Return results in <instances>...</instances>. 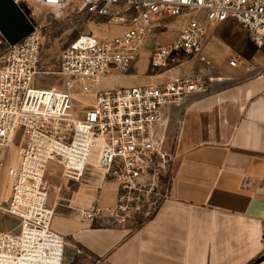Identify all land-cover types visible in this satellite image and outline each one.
<instances>
[{"label":"built area","instance_id":"obj_1","mask_svg":"<svg viewBox=\"0 0 264 264\" xmlns=\"http://www.w3.org/2000/svg\"><path fill=\"white\" fill-rule=\"evenodd\" d=\"M13 1L22 9L26 0ZM72 5L118 32L108 37L82 33L62 50L56 74L64 89L33 85L42 32L30 20L32 14L27 15L31 33L12 45L0 38V177L8 185L0 210L18 220L16 231L0 230V264H62L66 241L51 228L53 210L47 204L53 188L48 177L55 176V166L60 178L78 180L92 163L119 184L121 195L140 191L169 172L172 158L163 146L162 109L206 92L208 82L174 77L100 88L107 75L126 74L156 32L179 27L175 39L155 42L150 59L156 66L179 55L192 59L208 26L226 20L243 27L256 47L264 45V0H37L55 18ZM74 88L95 96L81 115L72 108ZM16 135L20 142L14 154ZM92 216V211L82 214ZM253 264H264V253Z\"/></svg>","mask_w":264,"mask_h":264},{"label":"crops","instance_id":"obj_2","mask_svg":"<svg viewBox=\"0 0 264 264\" xmlns=\"http://www.w3.org/2000/svg\"><path fill=\"white\" fill-rule=\"evenodd\" d=\"M39 8L37 0L22 4L26 15ZM165 68L150 83L201 77L209 86L162 109L172 158L166 194L134 229L98 222L119 184L92 163L78 180L60 178L55 166L47 204L51 228L66 241L62 264H250L264 253V45L226 20L208 26L192 59L171 57ZM137 78L107 75L101 88L145 81Z\"/></svg>","mask_w":264,"mask_h":264},{"label":"rangeland","instance_id":"obj_3","mask_svg":"<svg viewBox=\"0 0 264 264\" xmlns=\"http://www.w3.org/2000/svg\"><path fill=\"white\" fill-rule=\"evenodd\" d=\"M30 20L32 22L36 20L37 23H34L42 32L39 73H37L33 81V85L38 88L55 87L57 89H64L63 80L56 74L59 66V58L62 50L77 36L82 33H94L100 37H108L118 32L117 27L110 26L104 19L95 16L89 17L84 13L76 12V7L73 5L66 9L64 14L59 18H55L47 8H39L37 14L35 16L32 14ZM175 27L168 26V28L156 32L150 42L143 45L141 52L136 57L130 70L124 75L118 73H115V75L122 77L135 73L140 76L137 80L142 81V78L145 80L143 83H150L148 79L149 75L160 74V72L166 69L165 64L156 66L152 64L150 59V52L158 39L157 35L159 36L158 41L169 42L177 34L178 30ZM2 51L3 45L0 43V54ZM180 58L184 61L187 60L183 56H180ZM234 60H236L235 56ZM150 67L153 71H151ZM70 93L72 97V108L77 115H81L83 109L94 103L95 96L93 93L83 94L75 88ZM19 142L20 136L16 135L11 147V153L15 154ZM168 179L169 172L162 176L159 175L154 181H149L140 191L131 190L127 195H121L119 193L116 203L105 214H102L103 216H101L102 218L98 222H108L130 230L136 228L151 216L160 200L166 194ZM7 194L8 185L5 176L1 174L0 205H3ZM17 229L18 220L0 210V230L14 232Z\"/></svg>","mask_w":264,"mask_h":264},{"label":"water","instance_id":"obj_4","mask_svg":"<svg viewBox=\"0 0 264 264\" xmlns=\"http://www.w3.org/2000/svg\"><path fill=\"white\" fill-rule=\"evenodd\" d=\"M33 31V24L20 5L13 0H0V35L10 45Z\"/></svg>","mask_w":264,"mask_h":264},{"label":"trees","instance_id":"obj_5","mask_svg":"<svg viewBox=\"0 0 264 264\" xmlns=\"http://www.w3.org/2000/svg\"><path fill=\"white\" fill-rule=\"evenodd\" d=\"M262 256H260L259 258L255 259L254 261H252L250 264H253L254 262L258 261Z\"/></svg>","mask_w":264,"mask_h":264}]
</instances>
